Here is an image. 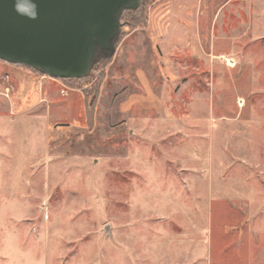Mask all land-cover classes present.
Masks as SVG:
<instances>
[{
    "label": "rangeland",
    "instance_id": "obj_1",
    "mask_svg": "<svg viewBox=\"0 0 264 264\" xmlns=\"http://www.w3.org/2000/svg\"><path fill=\"white\" fill-rule=\"evenodd\" d=\"M122 21L88 80L0 62V264H264V0Z\"/></svg>",
    "mask_w": 264,
    "mask_h": 264
},
{
    "label": "water",
    "instance_id": "obj_2",
    "mask_svg": "<svg viewBox=\"0 0 264 264\" xmlns=\"http://www.w3.org/2000/svg\"><path fill=\"white\" fill-rule=\"evenodd\" d=\"M143 0H35L37 17L0 0V62L59 81H85L110 60ZM27 0H21L26 5Z\"/></svg>",
    "mask_w": 264,
    "mask_h": 264
},
{
    "label": "clouds",
    "instance_id": "obj_3",
    "mask_svg": "<svg viewBox=\"0 0 264 264\" xmlns=\"http://www.w3.org/2000/svg\"><path fill=\"white\" fill-rule=\"evenodd\" d=\"M13 9L19 15H26L29 19H35L38 15L35 0H27L26 5L21 0H13Z\"/></svg>",
    "mask_w": 264,
    "mask_h": 264
},
{
    "label": "crops",
    "instance_id": "obj_4",
    "mask_svg": "<svg viewBox=\"0 0 264 264\" xmlns=\"http://www.w3.org/2000/svg\"><path fill=\"white\" fill-rule=\"evenodd\" d=\"M175 23V25L173 26V23H172V28H170V32H169V35H171V33H175V29H176V27L177 26H179L178 24H177V21L176 22H174ZM169 38V37H168ZM139 80H140V82H141V84L144 86V87H146V88H148V83H147V80H146V78L143 76V74L142 73H140L139 74V78H138Z\"/></svg>",
    "mask_w": 264,
    "mask_h": 264
},
{
    "label": "trees",
    "instance_id": "obj_5",
    "mask_svg": "<svg viewBox=\"0 0 264 264\" xmlns=\"http://www.w3.org/2000/svg\"><path fill=\"white\" fill-rule=\"evenodd\" d=\"M137 12H139V10H138ZM137 12H135V14H137ZM127 27L129 28L128 25H127ZM105 62H106V61H104V62H102V63H99V64H101V65L103 66ZM99 64H98V65H99ZM36 73H37V72H36ZM41 76H42V75H41ZM64 82H79V81H72V80H71V81H70V80L68 81V80H67V81H64Z\"/></svg>",
    "mask_w": 264,
    "mask_h": 264
}]
</instances>
